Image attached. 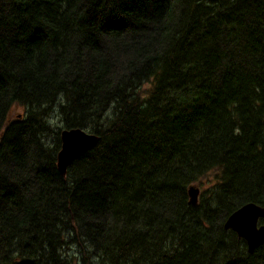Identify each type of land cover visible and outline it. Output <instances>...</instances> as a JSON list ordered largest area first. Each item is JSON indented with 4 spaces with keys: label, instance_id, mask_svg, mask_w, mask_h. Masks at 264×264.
Segmentation results:
<instances>
[{
    "label": "trees",
    "instance_id": "trees-1",
    "mask_svg": "<svg viewBox=\"0 0 264 264\" xmlns=\"http://www.w3.org/2000/svg\"><path fill=\"white\" fill-rule=\"evenodd\" d=\"M73 127L99 139L62 175ZM247 202L264 0H0V264H264L224 228Z\"/></svg>",
    "mask_w": 264,
    "mask_h": 264
},
{
    "label": "water",
    "instance_id": "water-1",
    "mask_svg": "<svg viewBox=\"0 0 264 264\" xmlns=\"http://www.w3.org/2000/svg\"><path fill=\"white\" fill-rule=\"evenodd\" d=\"M99 137L79 127L63 128L60 131L61 146L57 153V168L62 175L68 166L81 154L92 149ZM199 188L192 184L188 189L189 203L196 204ZM261 220V221H260ZM224 228L234 231L246 241L248 252L264 243V207L247 202L231 212L224 221Z\"/></svg>",
    "mask_w": 264,
    "mask_h": 264
},
{
    "label": "rangeland",
    "instance_id": "rangeland-1",
    "mask_svg": "<svg viewBox=\"0 0 264 264\" xmlns=\"http://www.w3.org/2000/svg\"><path fill=\"white\" fill-rule=\"evenodd\" d=\"M20 111L18 110V113ZM207 178V177H206ZM204 179V178H203ZM207 183V182H206ZM206 183L205 184H200V182H196L194 183L195 186H197L199 188V190H203L206 187Z\"/></svg>",
    "mask_w": 264,
    "mask_h": 264
},
{
    "label": "bare ground",
    "instance_id": "bare-ground-1",
    "mask_svg": "<svg viewBox=\"0 0 264 264\" xmlns=\"http://www.w3.org/2000/svg\"><path fill=\"white\" fill-rule=\"evenodd\" d=\"M74 254V253H73Z\"/></svg>",
    "mask_w": 264,
    "mask_h": 264
}]
</instances>
